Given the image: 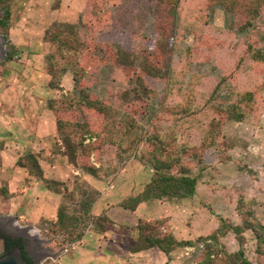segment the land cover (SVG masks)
<instances>
[{
	"label": "rangeland",
	"instance_id": "1",
	"mask_svg": "<svg viewBox=\"0 0 264 264\" xmlns=\"http://www.w3.org/2000/svg\"><path fill=\"white\" fill-rule=\"evenodd\" d=\"M5 2L0 216L31 225L45 249L60 228L38 220L28 197L17 195L50 176L48 160L77 172L51 174L62 186L94 166L98 176L116 183L125 175L136 188L150 173L139 161L167 156L175 159L163 175L187 171L196 184L193 194L164 201L158 217L189 243L131 264H202L211 253L207 264H264V240L248 227L264 235V0ZM51 30L77 38V58L67 38H53L56 52ZM52 53L61 56L54 65ZM141 139L157 147L133 151ZM33 158L42 179L32 175ZM87 227L81 220L76 230Z\"/></svg>",
	"mask_w": 264,
	"mask_h": 264
},
{
	"label": "crops",
	"instance_id": "2",
	"mask_svg": "<svg viewBox=\"0 0 264 264\" xmlns=\"http://www.w3.org/2000/svg\"><path fill=\"white\" fill-rule=\"evenodd\" d=\"M7 118L6 115H0V126L5 125L4 122L8 120ZM139 163L142 166L150 167L148 178L145 182L138 184L139 187L135 188L137 184L132 179L129 181L130 179L125 175L115 183L107 175L98 176L96 173L98 171L94 173L87 171V177L83 176L71 187L63 182L65 192L63 190L57 192L46 184V181H57L52 178L51 174L59 173L60 175L63 170L67 172L69 169L73 171V174L77 175V172L70 164L59 160V158H53L52 164L48 160L45 170L50 176L44 173L41 181L34 182L35 184H30V186L26 185V192L20 191L18 195L16 194L17 197L19 195H23L24 198L28 197L27 209L35 210L33 214L39 215L38 220L45 222L57 220V209L62 201H66L68 206H76L75 210L69 207L75 214L72 222L74 230L70 227L72 231L63 229L58 235H49L50 244L46 248L47 253L60 251L53 258L47 259H50L54 264H131L133 259L146 258L153 254L154 250H158L154 247L136 249L138 222L140 220L156 222L161 219V216L158 217V208L163 207L164 201L167 199L170 201L175 197L151 196L138 202L133 208L122 205L130 197L142 193L155 173V169L151 165L140 161ZM70 193H73L74 196H71ZM63 195L69 197L64 199ZM81 220L89 222V227L85 228L86 231L76 230L77 224H80ZM58 242L59 246L55 247ZM141 264H149V262L142 261Z\"/></svg>",
	"mask_w": 264,
	"mask_h": 264
},
{
	"label": "trees",
	"instance_id": "3",
	"mask_svg": "<svg viewBox=\"0 0 264 264\" xmlns=\"http://www.w3.org/2000/svg\"><path fill=\"white\" fill-rule=\"evenodd\" d=\"M9 6L6 4L5 0H0V9L2 10V14L0 15V25L6 24L8 17L10 16V10H9ZM50 32V36H52L51 38V42L52 45H57L56 39L58 38H67L70 41H75L77 43L76 45V58L79 55V47H78V41H76L77 38H75V36H64V34H62V32L58 31V30H51ZM53 38H55L53 40ZM59 46L57 45L55 47L56 52H58V48ZM78 53V54H77ZM56 54V55H55ZM53 55V56H52ZM48 55L49 60L47 59V62L50 61V63L52 64L53 62L51 61L52 59H56V56H60L57 53H52ZM55 55V57H54ZM54 57V58H53ZM61 57V56H60ZM54 65V63L52 64ZM96 105V104H93ZM64 118H62V120H58V128L63 127V122H65V120H63ZM85 126V125H84ZM86 130H84V132L82 133L84 136L89 135L90 136V132L89 130H87V126ZM60 130V129H59ZM144 137V136H143ZM140 144L138 143V141L136 142V145H134V150L137 148H143V149H153V147H157L156 145H154L151 141H147V139L145 140H140L139 141ZM151 147V148H149ZM34 157V156H32ZM175 159V158H173ZM171 159V160H173ZM167 160V156L165 158H153V163L150 161L149 163L152 165V167L155 169V173L150 181V183L146 186V189L138 194L137 196L134 197H130L129 199L126 200L125 203H123L122 205L124 206H129L131 208H133L138 202L147 199L148 197H162V196H178V197H183L186 195H191L194 193L195 190V184L196 181L193 177L190 176V174H188V172L183 171L182 173L185 174H180L177 176L176 175H171V174H162L163 169H165L166 165H170L172 163V161ZM149 161V160H148ZM74 164H76L75 162H72ZM32 166L36 169L34 173H32L33 176H38L42 179V173H41V168L37 162V160L35 158H33V162H32ZM86 171L90 172V173H94V169L96 170V168L94 166H87ZM94 171V172H93ZM46 184L53 189L54 191L59 192V190H63L65 189L64 186H62L61 182L58 181H46ZM64 191V190H63ZM65 192V191H64ZM64 199L69 197L67 195H63ZM74 212H72L67 204L66 201H62L60 203V205L58 206L57 209V220L55 222H51L53 225L55 224L56 227L60 228V231L65 229L66 231H71L68 230L71 226H72V222L74 219ZM162 223L164 224V221L162 219H159L156 222H150L147 220H140L138 222V237H137V242H136V249H146V248H157L159 251H161L164 254L169 253L171 250H173L175 248V246H177L178 244H188V241H178L170 232V230L168 228H165V224L164 226H162ZM250 225V224H248ZM163 227V228H162ZM250 227V229L252 231H256V237L260 240H264V235L263 234H259L257 233V230L253 225L248 226ZM161 228V229H159ZM79 234L77 233V236ZM212 255V253H211ZM207 258V260H204L202 262V264H207V262H209L210 260V256Z\"/></svg>",
	"mask_w": 264,
	"mask_h": 264
},
{
	"label": "water",
	"instance_id": "4",
	"mask_svg": "<svg viewBox=\"0 0 264 264\" xmlns=\"http://www.w3.org/2000/svg\"><path fill=\"white\" fill-rule=\"evenodd\" d=\"M3 43V36L0 35ZM17 216H0V236L5 237L10 242L7 252L0 255V264H41L47 258H53L59 251L48 254L41 248L40 243L47 240H38L35 236H30L28 230L30 226L17 228L12 225V220H17Z\"/></svg>",
	"mask_w": 264,
	"mask_h": 264
},
{
	"label": "flooded vegetation",
	"instance_id": "5",
	"mask_svg": "<svg viewBox=\"0 0 264 264\" xmlns=\"http://www.w3.org/2000/svg\"><path fill=\"white\" fill-rule=\"evenodd\" d=\"M0 43H2L1 39H0ZM0 241L2 242V246H3V253L2 254H4L5 252H7L8 248L10 247V242L7 238L2 237V236H0Z\"/></svg>",
	"mask_w": 264,
	"mask_h": 264
},
{
	"label": "bare ground",
	"instance_id": "6",
	"mask_svg": "<svg viewBox=\"0 0 264 264\" xmlns=\"http://www.w3.org/2000/svg\"><path fill=\"white\" fill-rule=\"evenodd\" d=\"M12 222H13V220L11 221V223ZM12 225H13V223H12ZM14 225H16V224H14ZM16 226H17V228H20V227H18V225H16ZM30 231L32 232V234H30ZM28 234L30 236H35L38 240H42L41 238L38 237L37 231L34 228H30L28 230ZM33 234H35V235H33ZM41 244H43V243H40V246H41L42 249H44ZM44 250L47 252V249L46 248Z\"/></svg>",
	"mask_w": 264,
	"mask_h": 264
}]
</instances>
